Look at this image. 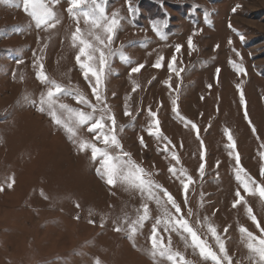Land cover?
Listing matches in <instances>:
<instances>
[{
    "label": "rangeland",
    "instance_id": "obj_1",
    "mask_svg": "<svg viewBox=\"0 0 264 264\" xmlns=\"http://www.w3.org/2000/svg\"><path fill=\"white\" fill-rule=\"evenodd\" d=\"M20 3H0V264H170L150 255L151 230L161 216L160 207L146 201L138 190L120 183L109 186L97 174L99 161L91 159V151H81L62 127L38 110L46 86L36 78L33 61L34 52L39 55L45 43L42 62L49 78L78 87L94 102L89 82L75 60L79 45L73 47L71 35L77 22L66 10L68 0L54 6L61 23L48 31L36 29L22 7L15 6ZM134 4L138 9L134 15L128 11L127 0H107L105 5L109 15L118 12L129 18L116 34L113 47L131 42L124 52L132 63L121 62L119 55L113 57V72L105 80L107 103L118 126H126L118 134L123 150L174 197L181 214L213 251L221 255L203 225L205 217L225 241L232 264H250L239 227L261 235L245 208H251L264 227V199L258 192H245L235 179V161L225 148V135L231 133L233 155L239 152L241 166L256 182L251 187L264 185V160L259 155L264 151L260 147L264 144V0H134ZM161 20L167 21L166 40L151 27V21ZM79 26L84 29L82 19ZM194 31L198 32L193 36L196 50L189 55L187 39ZM237 33L244 36L243 42ZM176 44L183 46L176 61L177 69H185L180 78L167 67ZM233 48L241 53L242 61ZM160 55L165 58L163 67L156 69L152 65ZM229 60L242 62L247 74L238 76ZM141 63L144 68L130 79V67ZM217 67L221 69L218 78ZM170 76L171 89L164 83ZM132 80L140 85L135 92ZM177 85L183 120L173 112ZM126 96L131 97L128 104L134 120L124 114ZM63 102L84 107L70 96ZM149 108L157 112L160 129L171 141L169 151H176L180 164L162 150L167 141H157L145 130L150 123ZM79 135L91 141L94 134L85 126ZM140 136L146 147L140 144ZM201 140L206 150L203 177L198 171ZM173 166L184 167L193 178L187 203L183 186L169 172ZM237 190L246 205L233 208ZM157 192L166 202L163 192ZM144 202L149 205L150 218L130 240L125 217L135 219ZM167 207L175 214L171 205ZM158 231L163 243L167 245L171 237L172 250L191 264H211L198 250L185 246L182 236L186 234L165 232L162 226Z\"/></svg>",
    "mask_w": 264,
    "mask_h": 264
},
{
    "label": "snow or ice",
    "instance_id": "obj_2",
    "mask_svg": "<svg viewBox=\"0 0 264 264\" xmlns=\"http://www.w3.org/2000/svg\"><path fill=\"white\" fill-rule=\"evenodd\" d=\"M60 2L61 0H21V3L15 6L22 7V10L31 18V21L34 22L36 29L48 31L61 23L58 13L54 11V6L60 4ZM127 2L129 5V13L134 15L138 11L135 7L134 0H127ZM0 3L11 5L14 4V0H0ZM106 3L107 0H68L69 6L66 9L70 17L77 22L75 31L71 35L73 47L79 45V52L75 60L79 69L82 71L84 79L89 82L94 102L78 87L73 88L71 86H66L57 82L55 79L49 78L44 70V64L42 62L43 53L48 46L47 43H45L39 49V55L34 52L35 59L33 61V67L37 69L36 78L46 86V92L40 94L38 104L37 101H32V103L37 104L39 111L46 112L58 126L62 127L67 133L68 139L78 144L81 151H91V159L93 161H99V167L96 169L97 174L104 179L109 186L120 183L127 186L129 189L138 190L146 201H154L160 207L161 216L156 218L150 237V255L154 259L156 257L164 258L170 262V264H191V261L185 260L180 252L172 250L171 237H169L167 245L163 243L162 237H160L158 231V228L162 226L165 232L171 231L178 234H186L182 236L185 246H190L194 250H198L203 260L210 261L211 264H225V262H227V264H232V258L227 253L225 241L222 239L221 235L217 233V228L209 218H204L203 225L207 227V232L214 238L221 255H218L216 251L212 250L206 239H201L197 229L181 214V207L174 197L167 190L161 189V186L151 179L152 173L138 165L131 158L130 153L123 150L118 134L122 133L126 126H118L116 116L107 103L105 80L108 74L113 72L111 67L113 57L119 55L121 62L125 64L132 63V59L124 52V48L130 46L131 42L129 45H121L119 48L113 47V40L116 34L123 29V22H128L129 18L121 16L118 12H113L109 15L106 11ZM233 11H235V9H233ZM81 19L84 24L83 30L79 26ZM205 22H208L207 18H205ZM229 26L231 27V25ZM151 27L161 40L167 39V35L164 32V29L167 27V21H151ZM200 31H202V29ZM197 34L198 32L194 31L187 39L189 55H191L192 51L196 50L193 36ZM237 34L241 42H243L245 39L244 36L239 33ZM228 43L232 44V40L229 39ZM182 47L181 44L175 45L174 54L171 56L167 65L168 71L170 73H175L177 78H180L181 73L185 70L182 67L179 69L176 67L178 54H181ZM216 47H219V45ZM232 51H234L236 56L240 57L242 61L243 58L241 53L235 48H233ZM164 59L163 55L158 56L152 66L156 69H161ZM17 63H23V61H17ZM229 63L238 76L247 74L246 68L242 62L237 63L236 61L229 60ZM142 68H144V64L142 63L138 66L130 67L129 78L132 79L131 74L139 73ZM220 71L221 69L217 67V78ZM13 76L15 78V72ZM164 83L171 89V76ZM132 84V91L135 92L140 85L136 80H132ZM207 87L211 89L212 85L208 84ZM236 87L238 92L242 95L243 93L240 85L237 84ZM175 91L177 95L172 98L173 112L178 119L183 120L185 118L180 115L177 106L179 85H177ZM69 96L74 99L77 104L83 105L84 107L75 108L63 102L64 98ZM130 99V96L125 97L124 114L132 117L134 120L135 116L131 112L130 105L128 104ZM201 99H203V97H201ZM147 115L150 118V123L145 129L148 135L155 137L157 141L161 139L167 141V143L163 144L162 150L168 153L176 164H180V157L176 151H169L168 145L171 144V141L163 135L160 129V121L157 117V112L149 108ZM85 126L87 127L88 133L94 134L93 140L91 141L79 135L80 130ZM193 129L197 133V139H200L199 129L195 123H193ZM225 138L227 140L225 148L228 150V155L235 161V179L240 183L245 192L249 194L253 191L258 192L260 197L264 199V185H257V187L253 189L251 185L256 182L247 175L246 171L241 166L239 152L235 151V155H233L235 142L231 133L226 134ZM93 141L99 142V145H102V147L98 146V144ZM139 142L142 146L146 147L143 136L139 137ZM200 144L201 163L198 171L200 176L203 177L206 168V150L203 140L200 141ZM260 147L264 148V144H261ZM259 155L260 158L264 160V151H261ZM216 166L219 167V161ZM169 172L180 181L186 196L189 186L193 184L192 176L189 175L187 169L182 166L179 168L175 166L170 167ZM261 175L264 176V167L261 169ZM157 190L163 192V196L166 197V202L161 198ZM235 196L237 199L232 204L233 208L242 203L246 205V201L239 190L235 192ZM185 203H187V196L185 198ZM167 205H171L175 210V214L168 209ZM245 211L249 219H251L261 233L260 236H256L252 231H249L248 228L244 226L239 227L241 241L244 243L249 253L247 259L250 264H264V227H261L251 208L246 206ZM189 215H191V210H189ZM149 218L150 209L147 202L142 203L141 208L137 209L135 219H130L127 216L125 217V222L128 225L126 232L130 240L134 239L138 230L143 228L144 223L148 221ZM224 231L227 232V228H225Z\"/></svg>",
    "mask_w": 264,
    "mask_h": 264
}]
</instances>
